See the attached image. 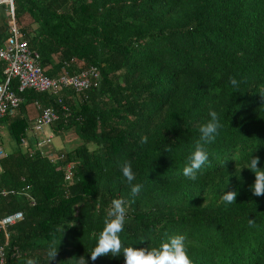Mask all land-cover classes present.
Masks as SVG:
<instances>
[{
	"label": "trees",
	"instance_id": "16d2710c",
	"mask_svg": "<svg viewBox=\"0 0 264 264\" xmlns=\"http://www.w3.org/2000/svg\"><path fill=\"white\" fill-rule=\"evenodd\" d=\"M14 14L49 78L92 68L98 76L82 93L28 91L17 114L0 119L17 146L0 161V220L23 214L0 230L5 264H124L122 253H89L118 197L127 208L122 247L183 234L192 264H264V194L252 195L255 175L242 168L256 148L264 167V0H14ZM12 26L0 7L1 44ZM35 102L59 116L53 132L73 128L82 144L42 148L57 153L54 162L23 151ZM210 109L223 127L189 181L182 168ZM125 161L143 185L135 197ZM223 191H236L235 201Z\"/></svg>",
	"mask_w": 264,
	"mask_h": 264
},
{
	"label": "clouds",
	"instance_id": "9594fccd",
	"mask_svg": "<svg viewBox=\"0 0 264 264\" xmlns=\"http://www.w3.org/2000/svg\"><path fill=\"white\" fill-rule=\"evenodd\" d=\"M229 81L232 85H236L237 83L232 77H229ZM259 93L262 99H264V90ZM207 115L208 118L199 124L198 139L195 141L192 150L186 158L187 162L182 168V175L189 181H196L198 173L209 162V153L206 150V145L215 141L219 130L223 127L216 110L210 109ZM146 141L147 136L141 134L139 143L143 144ZM164 150L168 151L167 147ZM256 150L257 148L251 152L249 159L242 168H247L254 173L255 179L250 185L251 193L254 196H260L264 194V167H258L260 157L252 155ZM31 151L34 152L33 150ZM41 152L43 151L41 150ZM120 172L123 180L127 182L130 194L135 197L141 192L143 185L133 182L135 175L131 163L125 161L120 166ZM236 196V191H223L221 199L225 203L231 204L235 201ZM126 213L127 208L124 198L118 197L111 199L110 206L103 218V227L97 234L95 246L89 252L92 261H95L101 255L111 253L112 256H118L122 253L124 264H192V260L187 251L186 237L183 234H166L157 246L150 245L147 248H137L129 245L122 247L119 234L126 223ZM249 223H251V220ZM56 253L57 250L54 247H50L47 253L49 260L53 259ZM80 260H83L85 264L83 258ZM24 264H34V261L29 258L24 261Z\"/></svg>",
	"mask_w": 264,
	"mask_h": 264
},
{
	"label": "built area",
	"instance_id": "2783aa9c",
	"mask_svg": "<svg viewBox=\"0 0 264 264\" xmlns=\"http://www.w3.org/2000/svg\"><path fill=\"white\" fill-rule=\"evenodd\" d=\"M5 6L10 11V18L13 26L11 37L3 44L0 43V61L4 62L3 81L0 83V119L14 117L23 101V95L28 91L36 93L61 92L71 89L77 93H82L91 85V79L97 78L96 69L81 72L76 75H62L58 78H49L45 70L40 65V55L29 48L28 42L21 38V32L15 24L14 0H0V7ZM38 117L34 124L27 129L36 134L44 133L45 129L51 127L59 121V116L51 109H44L39 102L34 103ZM43 142H37L35 150L42 149ZM33 152V153H34ZM51 162L57 160V155L44 154ZM6 157V153L0 145V161ZM72 165L66 168L65 179H72ZM1 174V167H0ZM6 194V191H2ZM28 196L25 190L21 192ZM23 217L20 212L11 214L0 220V230L6 226L17 224ZM6 253L0 246V264H5Z\"/></svg>",
	"mask_w": 264,
	"mask_h": 264
},
{
	"label": "rangeland",
	"instance_id": "374dc122",
	"mask_svg": "<svg viewBox=\"0 0 264 264\" xmlns=\"http://www.w3.org/2000/svg\"><path fill=\"white\" fill-rule=\"evenodd\" d=\"M53 130L54 127H48L45 129L44 133H42V135L39 134V136L44 137V139H51L60 151H70L82 144V141L76 136L73 128L64 131L63 134L54 133ZM4 132L0 131V143L3 146L5 153H11L13 150L17 149V146L12 143L10 137H8L7 131L4 130Z\"/></svg>",
	"mask_w": 264,
	"mask_h": 264
},
{
	"label": "crops",
	"instance_id": "0c3cea01",
	"mask_svg": "<svg viewBox=\"0 0 264 264\" xmlns=\"http://www.w3.org/2000/svg\"><path fill=\"white\" fill-rule=\"evenodd\" d=\"M38 114V113H37ZM38 116L35 117V114L32 115V118H31V126L34 124L35 120L37 119ZM4 130L7 131V134H8V137H10V140H11V136L9 134V131H8V127L7 126H1L0 127V131L4 132ZM6 133V132H4ZM55 133V131H54ZM42 135V134H40ZM37 142H43V145H42V148L43 150L45 149H48V151L51 149V147L53 146L55 149H58L55 144L53 143V141L49 138L47 139H44V137H40L39 134H36L35 132L33 131H29L26 133V136H25V140L23 141V144H22V147L21 149L23 151H27V150H34V148L36 147V143ZM13 143V142H12ZM14 144V143H13ZM1 145V143H0ZM49 145V146H48ZM1 147L3 148V146L1 145ZM4 150V148H3ZM53 150V149H52ZM50 153H54V152H50Z\"/></svg>",
	"mask_w": 264,
	"mask_h": 264
},
{
	"label": "bare ground",
	"instance_id": "6f19581e",
	"mask_svg": "<svg viewBox=\"0 0 264 264\" xmlns=\"http://www.w3.org/2000/svg\"><path fill=\"white\" fill-rule=\"evenodd\" d=\"M2 175V174H1ZM7 258V257H6ZM14 258V257H13ZM20 258V257H19Z\"/></svg>",
	"mask_w": 264,
	"mask_h": 264
}]
</instances>
